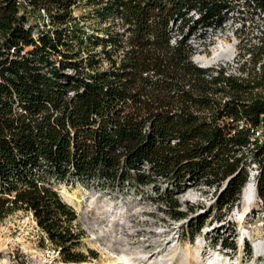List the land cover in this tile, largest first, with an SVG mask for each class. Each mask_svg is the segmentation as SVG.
<instances>
[{"label":"trees","instance_id":"trees-1","mask_svg":"<svg viewBox=\"0 0 264 264\" xmlns=\"http://www.w3.org/2000/svg\"><path fill=\"white\" fill-rule=\"evenodd\" d=\"M83 1L90 31L73 16ZM235 1L0 0V223L33 212L63 262L80 264L82 233L55 184L149 188L180 221L171 189H215L214 208L229 212L257 165L264 203V32L240 23L235 66L194 62L195 41L209 48ZM245 1L264 14V0Z\"/></svg>","mask_w":264,"mask_h":264},{"label":"rangeland","instance_id":"rangeland-1","mask_svg":"<svg viewBox=\"0 0 264 264\" xmlns=\"http://www.w3.org/2000/svg\"><path fill=\"white\" fill-rule=\"evenodd\" d=\"M247 1L250 2V0ZM73 10V16L77 19L79 27L90 31V26L93 22L85 20L89 10L85 9V2H81ZM29 16L34 22H39L41 25L44 24L42 26L44 29H53L51 25L49 26L48 19L45 18V12L41 11L40 14H34L33 10L29 9ZM244 22L246 23L245 34L249 35L250 38L259 37L260 33L264 32V14H260L253 4L248 5L245 0L235 1L232 20L227 22L225 31L219 32L217 36H214L213 41L210 42L209 48L207 47L206 50L200 44H197L200 41L196 40L195 43L199 46L200 53L195 56L211 58L213 49L218 48L223 54V59L213 64V66L217 64L235 66V58L238 56L242 39L237 29H242L240 23L243 24ZM30 50L31 48L27 49V51ZM207 51L208 53H206ZM231 72H234V70L232 69ZM81 186L89 189L93 187L97 191L96 193L100 194H97V197L103 196L102 199L105 201H119L122 203L127 201L130 203L131 209L135 208L134 211L140 212L132 227L129 228L131 232L125 235L123 240L130 246L131 250L136 249L141 252L138 256L145 255L150 257L152 254L155 253L157 255L158 251L163 250L161 255L168 254L169 258L171 257L169 264H181L184 251L186 248H190L192 253L190 264H209V260L215 254L220 255L227 264H264V256L258 257L255 250L256 243L264 242V203L257 197V192L255 202L250 209H247L248 206L244 203L243 190L241 199L232 211L220 212L217 208H214L217 198L216 194L207 186L200 188L187 187L182 193H177L171 189L170 192L174 197L178 198L181 204L179 210L186 214V218L183 220L175 221L171 217L172 212L170 209L163 204L158 194L154 195L155 191L152 189L129 186L118 189L111 187L105 180L95 181L92 184L84 181L75 182V184L71 185H67V183L55 184V189L58 192L62 188H66L79 198L78 202L71 205L61 192L59 193L63 201L76 213L77 221L75 224L79 227L81 233L84 234L76 251L86 255L88 258L86 262L80 264H117L118 260L111 256L109 257V255L122 256L124 254L116 243L113 249H107V244L111 238L103 232V229L89 224L94 215L102 212V210L88 214H86V210L83 211V205L90 204L95 198L91 196V193L83 192ZM167 189L168 184L162 182L159 194H166ZM103 206L104 204H101L102 208ZM199 215H205L208 220L202 231L196 233L195 228L193 227L192 229L188 224L191 219H196ZM242 215L244 218L241 221L240 217ZM24 218V211H18L0 223V264H46L45 250L48 246L39 240L32 229V225L27 223ZM161 225L164 231L170 232L167 233L168 238L160 245L161 237L149 236V234L154 231L162 232ZM86 229L89 233H87ZM171 230H176L175 235H173ZM131 233L132 235H130ZM243 235L245 236V243H242ZM95 236L100 238L98 243L92 239ZM219 237L227 239L231 243H236V252L229 249L226 250L219 244H215V240ZM171 240L173 242H165ZM129 253L132 252L130 251ZM156 255L151 256V261L154 258L156 259ZM134 256L138 257L137 255ZM135 263L138 262L135 261ZM55 264L66 263L63 262L61 257Z\"/></svg>","mask_w":264,"mask_h":264},{"label":"built area","instance_id":"built-area-1","mask_svg":"<svg viewBox=\"0 0 264 264\" xmlns=\"http://www.w3.org/2000/svg\"><path fill=\"white\" fill-rule=\"evenodd\" d=\"M19 1H20L19 5L21 7H23V10H25L24 6H23L25 3V0H19ZM29 9H31V8L29 7L28 11H29ZM42 12H45V11H42ZM252 167L253 168L250 169V172H251L250 180L251 179L254 180V182L256 184V177L259 175V170H258L257 165H252ZM92 183H94V182H92ZM111 187L119 189L118 186H111ZM81 188L83 189V192L91 193V196H94V198H95V200H92V202L90 204H88V205L84 204L83 205V211L86 210V214H88V213H92V212L97 211V210H102V212L94 215V217L91 219L89 224H92L96 228L103 229L104 230L103 232L105 234H108V236L110 238H111V236H117L118 237L119 235H122L120 238L124 240V236L128 235L131 232L129 228L132 227L133 222L135 221V219L137 218V216L140 212L134 211L135 210L134 207H133L134 209H131V205H129L130 203H128L127 201H124V203L119 202V201L118 202L105 201L102 199L103 196L97 197L98 196L97 194H99V193H96L97 191H95V189L93 187L89 189L87 187L81 186ZM210 190H212L213 193L216 192L215 189L211 188ZM60 192H58V193H60ZM101 204H104L103 208L101 207ZM24 217H25L24 219L27 221V223H30L32 225V229L36 233V236L39 238V240H41L42 242H44L48 246V248L45 250L46 251V253H45L46 264H55V262H57L59 259H61L60 249H58L56 246H54V244H52L50 242L47 234H45L43 229L40 228L33 212H31V211L25 212L24 211ZM76 221H77V218L73 223V228L76 232H81L79 227H77L75 224ZM161 229H162V232L161 231H159V232L154 231V232H151L149 234V236H154V237L160 236L161 237L160 245L164 242V240H166V238H168L167 233L170 232V231H164L162 225H161ZM171 231L173 232V235H175L176 230H171ZM87 233H89L88 230H87ZM83 235L84 234L82 233L81 237ZM130 235H132V233ZM163 237H165V238H163ZM93 238L92 239L94 241H97V238L100 240V238L96 237V236Z\"/></svg>","mask_w":264,"mask_h":264},{"label":"bare ground","instance_id":"bare-ground-1","mask_svg":"<svg viewBox=\"0 0 264 264\" xmlns=\"http://www.w3.org/2000/svg\"><path fill=\"white\" fill-rule=\"evenodd\" d=\"M221 50H219L218 48L213 49L212 51V57L208 58V57H201L199 56V60H201V63L206 64V65H213L217 62H219L221 59H223V54L222 52H220ZM254 180L251 179V182H249L247 184V186L244 189V203L246 206H248L247 209H250L251 205L255 202L256 199V184L253 182ZM61 194L66 198V200L68 201L69 204H74L75 202H78L79 198H77L76 195H74L73 193L69 192L68 189L66 188H62L61 190ZM245 216V215H244ZM243 215L240 217V220H243ZM122 235L117 236H111L110 242L107 244V249H113L114 244L116 243L118 245V248L121 250V252H124V254L122 256H114V255H109V257H113L114 259L118 260L117 264H169V262H171V257L169 258V255H161V251H158L157 255L154 253L151 256H155L156 255V259H152L151 261V256H145V255H140L138 256L141 252L137 251L136 249L131 250L128 244H126L123 239H121ZM94 239V238H93ZM100 240L97 238L96 243H98ZM167 243L173 242L171 241H165ZM242 243H245V236L243 235V239H242ZM255 250H256V255L258 257H263L264 256V242L260 241L258 243L255 244ZM132 253H129V252ZM128 253V255H127ZM131 254V255H129ZM134 255H137L138 257H135ZM192 256L191 253V249L190 248H186V250L184 251V256L182 257V263L181 264H190V257ZM155 260V261H154ZM135 261H137L138 263H135ZM181 261V260H180ZM210 263L209 264H227L225 261L222 260V258L220 257V255H214L213 257H211V259L209 260ZM179 264V263H178Z\"/></svg>","mask_w":264,"mask_h":264},{"label":"water","instance_id":"water-1","mask_svg":"<svg viewBox=\"0 0 264 264\" xmlns=\"http://www.w3.org/2000/svg\"><path fill=\"white\" fill-rule=\"evenodd\" d=\"M194 62L197 63L200 67H203V68H209V67H212L213 65H206V64H203L201 63V60H199V56H195L194 57Z\"/></svg>","mask_w":264,"mask_h":264}]
</instances>
